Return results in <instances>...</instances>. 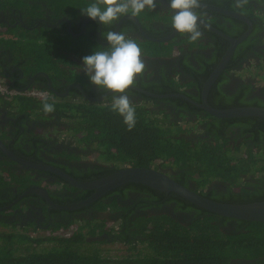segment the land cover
<instances>
[{
  "label": "flooded vegetation",
  "instance_id": "flooded-vegetation-1",
  "mask_svg": "<svg viewBox=\"0 0 264 264\" xmlns=\"http://www.w3.org/2000/svg\"><path fill=\"white\" fill-rule=\"evenodd\" d=\"M24 1L29 8L12 6L0 11V226L51 229L74 218L99 215L90 208L98 202L117 201L136 213L145 207L133 202L144 196L128 192L123 199L122 195L113 194L117 188L86 208L58 209L56 206L87 201L97 192H69L63 189L67 182L61 175L29 169L14 159L55 168L77 181L71 173H87L88 169L99 167L92 164L96 161L78 160L87 152L59 137L74 128L60 106L112 105L114 94L91 84L82 70V58L93 54L92 50L77 48L78 43L89 42L94 51L106 50L108 31L123 32L141 48L145 71L125 93L133 107L148 106L161 120L179 123L189 131V137H185L195 143L216 146L226 141L230 154L245 166L247 173H242L240 187L213 180L198 192L221 204L264 203L258 200L264 198V171L252 170L253 164L264 166V131L248 132L247 125L238 123L241 119L264 118H217L229 121L223 129L215 126L218 121L212 118L216 117L203 108L207 105L218 111L264 110V74L256 75L259 82L256 76L236 74L252 66L259 70V64L264 69V0H247L242 8L236 7V0H201L196 11L201 17L198 23L202 38L196 43H189L187 36L172 28L168 0H158L155 11L135 17L129 14L105 26L82 14L92 0ZM228 53L231 57L227 66L214 80L204 101L206 85ZM44 99L54 105L53 113L42 111ZM233 120L236 124H230ZM160 172L171 178L179 174L171 168ZM250 183L261 187L254 188ZM188 188L199 190L191 182ZM52 196L62 201L71 199L73 203L61 205ZM239 201L244 203L237 204ZM150 206V212H171L175 208L160 203ZM101 215L107 218L109 214Z\"/></svg>",
  "mask_w": 264,
  "mask_h": 264
},
{
  "label": "trees",
  "instance_id": "trees-1",
  "mask_svg": "<svg viewBox=\"0 0 264 264\" xmlns=\"http://www.w3.org/2000/svg\"><path fill=\"white\" fill-rule=\"evenodd\" d=\"M12 6L29 8L24 0H0V11ZM60 108L65 109L66 120L74 126L66 133L67 140L94 156L96 162L92 164L99 166L88 169L87 173H71L80 182H94L127 167L160 171L171 168L179 171L172 177L178 184L188 188L191 182L199 189L195 193H199L213 180L238 188L243 182L242 173H247L245 166L226 148V141L216 146L195 143L185 137L189 131L179 123L161 120L148 106L134 107L137 122L131 131L111 105L65 104ZM212 119L218 121L215 126L220 128L229 125V121ZM238 123L247 125L248 132L264 131V119L247 118ZM81 159L85 156L78 160ZM252 170L261 172L264 166L253 164ZM63 189L80 192L68 183ZM128 192L144 196L132 200L145 206L139 213L117 201L98 202L90 208L99 215L58 223L51 228L49 237H33L28 229L1 225L5 231L0 230V264H264V222L221 217L179 195L161 193L140 184L124 185L113 194L126 199ZM52 198L61 205L73 203L71 199ZM150 203L172 204L175 208L171 212H150ZM241 203L244 202H237ZM102 213L109 215L102 217ZM72 224L76 227L73 234L55 235ZM109 245H122L126 250L122 255H112L111 250L104 248Z\"/></svg>",
  "mask_w": 264,
  "mask_h": 264
},
{
  "label": "clouds",
  "instance_id": "clouds-1",
  "mask_svg": "<svg viewBox=\"0 0 264 264\" xmlns=\"http://www.w3.org/2000/svg\"><path fill=\"white\" fill-rule=\"evenodd\" d=\"M247 0H236V7L242 8ZM158 0H92L82 10L93 21L99 20L105 25H113L126 15L139 16L145 11H155ZM172 12L171 26L181 36H187L189 43H196L202 38L197 9L201 0H168ZM104 38V37H103ZM106 50H95L85 56L83 72L90 83L102 90L113 93L112 111L118 113L129 131L136 125V110L125 94L134 85L138 76L144 73L145 63L139 44L120 31H108ZM119 94V95H117ZM42 111L50 114L55 111L52 103L42 102Z\"/></svg>",
  "mask_w": 264,
  "mask_h": 264
},
{
  "label": "water",
  "instance_id": "water-1",
  "mask_svg": "<svg viewBox=\"0 0 264 264\" xmlns=\"http://www.w3.org/2000/svg\"><path fill=\"white\" fill-rule=\"evenodd\" d=\"M230 15V14H229ZM231 53L223 59L219 68L214 73L211 81L206 85L205 97L206 100L210 88L214 80L219 76L221 72L227 66L230 59ZM212 116L216 118L228 119V118H241V117H261L264 118V110L258 108L250 109H234L229 111H218L209 108L207 105L203 106ZM16 161L23 165L28 166L29 169L35 170H47L61 175L67 183L72 185L78 190L86 191H96L97 194L91 199L84 201L80 204H72L68 206H56V208L65 211H75L82 208H86L93 202H96L102 195L107 194L119 187L127 184H140L145 185L151 189L165 194H176L185 200L195 204L196 206L205 209L211 213L219 215L221 217H226L230 219L242 220L247 222H264V203L254 204V205H230L221 204L213 202L209 199L202 197L199 194L189 190L188 188L178 184L173 178L161 173L156 169H144V168H124L106 178H103L94 182H80L65 174L59 172L57 169L52 167H46L42 165H36L32 163H25L17 158ZM94 240V239H93ZM101 239H95L94 241H99ZM247 264V263H246Z\"/></svg>",
  "mask_w": 264,
  "mask_h": 264
},
{
  "label": "rangeland",
  "instance_id": "rangeland-1",
  "mask_svg": "<svg viewBox=\"0 0 264 264\" xmlns=\"http://www.w3.org/2000/svg\"><path fill=\"white\" fill-rule=\"evenodd\" d=\"M77 48L78 49H80V50H83V49H86V50H92V51H90V53H93L94 52V48H92V45L89 43V42H85V43H78L77 44ZM260 70V71H259ZM259 70L257 69H255L253 66L250 68V69H248V70H246V69H243V71H241V72H238V73H236L237 75H251V76H256V75H258L259 76V74H264V69L261 67V65L259 64ZM257 71V72H256ZM258 76H256V78H255V80L256 81H258L259 82V79H258ZM261 78V77H260ZM260 80H262V78L260 79ZM44 134V133H43ZM42 134V135H43ZM49 134L50 133H48V136H49ZM55 135H56V133H55ZM188 135V137H189V134H187ZM57 136H59V134L57 133ZM67 136V135H66ZM66 136H65V134L64 133H61L60 134V138L62 139V138H64V139H66L67 140V138H66ZM88 154V153H87ZM83 156H85V159H83V160H88V161H95L96 159H95V157L93 156V157H91L89 154L86 156V155H83ZM72 225H74V224H72ZM77 226H79V224H76ZM30 229H28V233L30 232V235H32L33 237H40V236H47V237H49L50 235H52V230L51 229H49V228H36L35 229V227L34 226H31V227H29ZM0 230H3V231H5L4 229H2V228H0ZM8 230V229H7ZM76 231V227H75V225L74 226H72V227H70L68 230H61V231H59V232H56L55 233V235H60V236H69V235H71V234H73L74 232ZM104 248L107 250V249H109V250H111V254L112 255H122L124 252H125V250H126V248L124 247V246H122V245H117V246H111V245H109V246H104Z\"/></svg>",
  "mask_w": 264,
  "mask_h": 264
},
{
  "label": "bare ground",
  "instance_id": "bare-ground-1",
  "mask_svg": "<svg viewBox=\"0 0 264 264\" xmlns=\"http://www.w3.org/2000/svg\"><path fill=\"white\" fill-rule=\"evenodd\" d=\"M196 194H198V193H196Z\"/></svg>",
  "mask_w": 264,
  "mask_h": 264
}]
</instances>
